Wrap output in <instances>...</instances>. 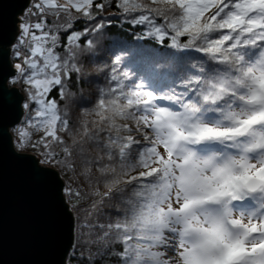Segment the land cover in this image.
<instances>
[{"label": "snow or ice", "instance_id": "snow-or-ice-1", "mask_svg": "<svg viewBox=\"0 0 264 264\" xmlns=\"http://www.w3.org/2000/svg\"><path fill=\"white\" fill-rule=\"evenodd\" d=\"M30 2L0 151L66 232L62 264H264V0ZM114 25L131 41L105 50Z\"/></svg>", "mask_w": 264, "mask_h": 264}, {"label": "water", "instance_id": "water-1", "mask_svg": "<svg viewBox=\"0 0 264 264\" xmlns=\"http://www.w3.org/2000/svg\"><path fill=\"white\" fill-rule=\"evenodd\" d=\"M30 0H0V57L13 40ZM10 89V86H9ZM0 120L19 115L3 93ZM66 232L54 224L44 194L14 161L10 146L0 151V264H62Z\"/></svg>", "mask_w": 264, "mask_h": 264}, {"label": "trees", "instance_id": "trees-1", "mask_svg": "<svg viewBox=\"0 0 264 264\" xmlns=\"http://www.w3.org/2000/svg\"><path fill=\"white\" fill-rule=\"evenodd\" d=\"M130 31L128 30V26L124 25L123 29L120 26H113L109 32V38L106 39L104 41V48L105 50L108 49V47L111 45V42L113 40H117V39H122V40H127V41H131V35H130ZM111 55V53L107 52V51H102L100 53V56L104 58V60H107L109 58V56ZM97 62H103L101 60H97ZM93 65L89 66V71L92 70ZM102 77L100 78V80L102 81ZM98 81L95 77V75H91L88 77L86 82H81V84L79 85L80 88L83 89L85 95H90L93 94L95 92V89L97 87ZM11 87V86H10ZM74 91L76 89H73ZM70 264H78L77 260H71ZM108 264H115V261H109Z\"/></svg>", "mask_w": 264, "mask_h": 264}, {"label": "built area", "instance_id": "built-area-1", "mask_svg": "<svg viewBox=\"0 0 264 264\" xmlns=\"http://www.w3.org/2000/svg\"><path fill=\"white\" fill-rule=\"evenodd\" d=\"M32 2H34V0H32ZM30 7H31V2H30V5L28 8H30ZM24 16H27V11H25Z\"/></svg>", "mask_w": 264, "mask_h": 264}, {"label": "rangeland", "instance_id": "rangeland-1", "mask_svg": "<svg viewBox=\"0 0 264 264\" xmlns=\"http://www.w3.org/2000/svg\"><path fill=\"white\" fill-rule=\"evenodd\" d=\"M25 17H26V16H24V15L22 16V18H25Z\"/></svg>", "mask_w": 264, "mask_h": 264}]
</instances>
